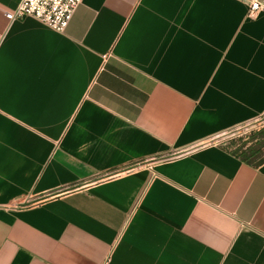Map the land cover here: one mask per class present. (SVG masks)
I'll use <instances>...</instances> for the list:
<instances>
[{"label":"crops","instance_id":"0c3cea01","mask_svg":"<svg viewBox=\"0 0 264 264\" xmlns=\"http://www.w3.org/2000/svg\"><path fill=\"white\" fill-rule=\"evenodd\" d=\"M17 2L0 0V264H264V8L81 0L55 31L8 21ZM248 124L258 152L219 139Z\"/></svg>","mask_w":264,"mask_h":264},{"label":"built area","instance_id":"2783aa9c","mask_svg":"<svg viewBox=\"0 0 264 264\" xmlns=\"http://www.w3.org/2000/svg\"><path fill=\"white\" fill-rule=\"evenodd\" d=\"M81 0H18L17 4L4 12V17L11 21L23 16H31L46 27L62 31L69 21L73 10ZM247 15H252L264 8L260 0H245Z\"/></svg>","mask_w":264,"mask_h":264},{"label":"rangeland","instance_id":"374dc122","mask_svg":"<svg viewBox=\"0 0 264 264\" xmlns=\"http://www.w3.org/2000/svg\"><path fill=\"white\" fill-rule=\"evenodd\" d=\"M256 127H258L256 124L240 125L227 130L219 139L226 142V145L231 149L246 146L249 142H255L251 133L255 131Z\"/></svg>","mask_w":264,"mask_h":264},{"label":"trees","instance_id":"16d2710c","mask_svg":"<svg viewBox=\"0 0 264 264\" xmlns=\"http://www.w3.org/2000/svg\"><path fill=\"white\" fill-rule=\"evenodd\" d=\"M248 151L250 153L252 152H258L259 151V146H254L253 144H249L245 149H242V147H235L234 151H238L239 153H244L243 151ZM245 154V153H244ZM247 156V155H246ZM264 157H259L256 162H260Z\"/></svg>","mask_w":264,"mask_h":264}]
</instances>
